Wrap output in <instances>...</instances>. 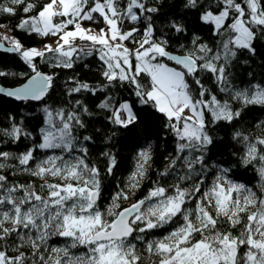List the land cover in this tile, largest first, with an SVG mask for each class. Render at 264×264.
Here are the masks:
<instances>
[{
  "label": "snow or ice",
  "instance_id": "1",
  "mask_svg": "<svg viewBox=\"0 0 264 264\" xmlns=\"http://www.w3.org/2000/svg\"><path fill=\"white\" fill-rule=\"evenodd\" d=\"M183 6L211 26L214 45L193 35L191 46L181 44L182 51L174 54L171 37L156 26L160 8L149 0H0V13L25 14L17 28L55 37L54 47L37 49L0 33L10 43L5 50L18 53L33 73L21 87H0V96L42 101L53 90L54 75L39 70L37 57L46 60L51 54L52 67L72 68L81 55L96 54L106 83L73 80L67 96H96L126 83L136 101L114 102L105 95L95 104L108 113L109 123L138 137L139 125L158 113L175 138V155L159 173L171 176L173 183L157 180L143 199L121 206L147 175L150 149L142 150L128 191H118L102 210L101 173L88 160L86 146L92 136L77 135L88 127L84 117L93 111L81 99L69 101L68 107L46 104L37 142L18 153L0 147V264H264V120L256 125L259 135L243 126L247 109L264 108V80L238 86L231 72L240 52L255 55V43L264 41V0H184ZM180 21L169 20L168 31L186 35ZM86 22L103 26L97 31L85 27ZM89 45L92 51H85ZM201 73L210 74L218 91L206 87ZM8 75L15 73L0 71V77ZM6 117L0 143L36 140L23 119ZM221 124L233 129L231 140L241 146L230 153L234 160L217 158L223 156L215 135ZM37 150L59 154L37 159ZM103 155L110 175L116 157ZM240 166L255 167L261 179L258 191L240 182ZM18 173L41 183L10 179ZM169 225L166 235L146 238ZM53 238L67 242L50 246ZM137 242L143 243L144 253Z\"/></svg>",
  "mask_w": 264,
  "mask_h": 264
},
{
  "label": "trees",
  "instance_id": "2",
  "mask_svg": "<svg viewBox=\"0 0 264 264\" xmlns=\"http://www.w3.org/2000/svg\"><path fill=\"white\" fill-rule=\"evenodd\" d=\"M150 6H157L160 8L159 13L155 14L154 19L156 26L159 29H163L167 36H170L169 50L175 54H179L182 49L180 45L183 44L186 47H190V40L193 35H199L203 42L214 45L216 37L213 36L212 28L209 25H205L198 21L197 13L195 10H188L184 8V0H149ZM25 14L22 11H18L15 16L9 14L0 13V33L6 34L9 37H14L21 41L26 48L39 47L50 42H54L55 37H43L34 33H28L16 27V24ZM181 18L188 29L186 35H177L174 32L168 31V21L171 19ZM95 28L102 27L103 24L90 25ZM126 27H131L130 22H126ZM4 44L10 47L9 41L0 39ZM132 45H129L131 47ZM256 54L252 55L246 50L239 53L236 61L233 62L231 67L233 82L238 86L246 84L249 80L253 82H259L264 80V41H257L255 43ZM47 59L41 60L36 58V63L41 72L49 75H54L53 90L44 100L39 102L29 101L27 103L21 101H15L13 98L0 96V127H3L9 123L6 114L15 116L17 120L23 119L27 129L33 133L36 140L23 139L22 141L11 144H2L4 150L21 152L26 149L27 146H31L33 143L39 140L38 130L43 127V121L45 119L42 111L43 107L47 104L54 108L61 106L68 107V102H74L75 99H81L88 104L89 109L93 111V115L90 117H84L88 127L85 129H79L77 135H89L92 136L91 142H86L88 147V160L100 169L101 173V198L99 204L101 208L107 207L113 196L120 190L128 191L127 184L129 177L136 171L137 164L139 162L138 153L142 150L150 149L151 159L146 165L147 175L141 181V185L135 190L134 194H130L128 200L121 201L122 207H128L132 203H135L139 199H143L148 191L154 186V183L159 180L161 184L173 183L174 180L169 177H160L159 173L165 168V165L169 163L170 159L175 155V138L172 133L165 128L166 119L162 114L153 113L154 119L147 120L146 123L139 125V136H132L126 133L125 130L117 128L109 123L107 116L108 113L95 107L105 95H111L113 101L131 100L136 101L137 98L133 94L131 86L126 83L121 87L111 89L108 93H97L96 96L84 92L77 94L74 97L67 96V89L73 87V80L84 81L90 85H99L106 83L101 75V64L98 55L93 54L87 57L81 55V58L76 60L72 68H59L52 67L51 54H46ZM172 66H175L171 62L165 60ZM0 71L15 73V75H8L0 77V87L14 88L22 85L27 79L33 75L29 66L21 59L18 53H6L0 51ZM23 74V75H21ZM203 82L206 87L212 91H218L215 87L210 74L201 73ZM142 83L147 84L148 79L144 77ZM220 95H223L222 93ZM138 108L143 109L144 106L137 104ZM148 111H152L148 109ZM264 120V108L254 106L246 110L244 114V128L252 132L255 135L261 133V129L256 125ZM97 129L99 131H97ZM115 131L116 135L112 136V132ZM233 129L227 124H221L217 126L215 135L218 138L219 151L223 152L220 159H235L230 156V153L237 152L241 147L239 144L231 140V132ZM111 136L109 140L108 137ZM104 152H110L116 157V166L112 170V174H107L108 157L104 156ZM59 154V150L53 151H40L35 153L37 159H41L47 155ZM211 154V153H210ZM79 155V153H77ZM13 163H15L13 161ZM242 176L240 182L246 183L253 190L258 191L261 184V179L256 171L255 167L249 166L247 168L240 166L236 169ZM236 177L234 176L233 179ZM10 179L18 181L20 183L32 182L41 183L36 178L29 177L27 174L18 173L16 176H10ZM211 179V177H209ZM50 182H57L55 178H50ZM172 228L169 225L166 229L153 230L147 234V239L159 238L166 235ZM67 241L63 238H53L49 241L50 246H62ZM138 250L144 253V246L141 242H137ZM141 244V245H140ZM77 251H83L78 249ZM146 256V253H145Z\"/></svg>",
  "mask_w": 264,
  "mask_h": 264
},
{
  "label": "water",
  "instance_id": "3",
  "mask_svg": "<svg viewBox=\"0 0 264 264\" xmlns=\"http://www.w3.org/2000/svg\"><path fill=\"white\" fill-rule=\"evenodd\" d=\"M0 45H3V47H0V51H1V52L13 53V52H8V51L5 50V49H6L7 47H9V46H7L6 44H4L1 40H0ZM174 54H175V53H174ZM27 82H28V79H27L22 85H19V86L14 87V88L21 87V86H23L24 84H26ZM9 89H11V88H9ZM33 102H35V101H33ZM36 102H39V101H36Z\"/></svg>",
  "mask_w": 264,
  "mask_h": 264
},
{
  "label": "rangeland",
  "instance_id": "4",
  "mask_svg": "<svg viewBox=\"0 0 264 264\" xmlns=\"http://www.w3.org/2000/svg\"><path fill=\"white\" fill-rule=\"evenodd\" d=\"M84 26H85V27H89L87 24H84ZM96 29H97V31H98L99 27L96 28ZM47 44H52L53 47L55 46L54 42H50V43H47ZM43 47H44V45L39 46V47H35V48H37V49H43ZM170 66H172V65H170Z\"/></svg>",
  "mask_w": 264,
  "mask_h": 264
},
{
  "label": "built area",
  "instance_id": "5",
  "mask_svg": "<svg viewBox=\"0 0 264 264\" xmlns=\"http://www.w3.org/2000/svg\"><path fill=\"white\" fill-rule=\"evenodd\" d=\"M85 51H92L91 46L90 45L89 46H86L85 47Z\"/></svg>",
  "mask_w": 264,
  "mask_h": 264
},
{
  "label": "flooded vegetation",
  "instance_id": "6",
  "mask_svg": "<svg viewBox=\"0 0 264 264\" xmlns=\"http://www.w3.org/2000/svg\"><path fill=\"white\" fill-rule=\"evenodd\" d=\"M152 239H153V238H152ZM141 244H143V243L141 242ZM141 244H140V245H141Z\"/></svg>",
  "mask_w": 264,
  "mask_h": 264
}]
</instances>
